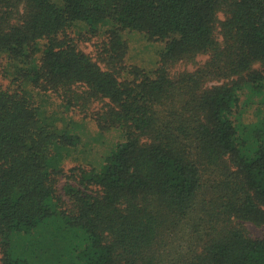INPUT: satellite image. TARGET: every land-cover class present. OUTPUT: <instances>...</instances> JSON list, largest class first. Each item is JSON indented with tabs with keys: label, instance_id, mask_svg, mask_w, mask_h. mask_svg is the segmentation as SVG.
Wrapping results in <instances>:
<instances>
[{
	"label": "trees",
	"instance_id": "trees-1",
	"mask_svg": "<svg viewBox=\"0 0 264 264\" xmlns=\"http://www.w3.org/2000/svg\"><path fill=\"white\" fill-rule=\"evenodd\" d=\"M126 29L163 44L154 68L127 62ZM262 90L264 0H0V264L54 215L82 264H264L244 225L264 226V98L243 99ZM47 96L121 130L101 169L61 165L80 137Z\"/></svg>",
	"mask_w": 264,
	"mask_h": 264
},
{
	"label": "rangeland",
	"instance_id": "rangeland-1",
	"mask_svg": "<svg viewBox=\"0 0 264 264\" xmlns=\"http://www.w3.org/2000/svg\"><path fill=\"white\" fill-rule=\"evenodd\" d=\"M84 22H77L76 28L84 29ZM109 27V22L99 25L101 31ZM122 36L128 42L129 51L127 62L152 69L157 65L159 51L163 44L157 41H151L146 36L136 30H124ZM93 43L90 41L80 43V47L87 53L92 52ZM206 55H200L195 63L183 62L176 66L175 70L194 69L198 64L206 59ZM257 66V65H256ZM174 70V71H175ZM249 97L251 100H260L264 98V90L259 93L247 91L243 99ZM41 107L61 114L60 104L56 107V102L50 97H42ZM253 117L251 110L248 112ZM61 116V128L80 137L79 143L64 148L61 165L64 169L82 164L93 167L96 170L101 169L105 158L110 154L116 144L123 140L122 132L119 128H112L101 132L96 127L93 120L84 118L76 113L65 112ZM264 117L260 115L258 119ZM255 120V121H257ZM249 128V126H247ZM65 178L61 177L58 182V190L62 192V185ZM244 225L252 236H261L264 233V226L255 224L251 221H245ZM86 248V240L83 231L77 227H67L59 215H54L43 220L35 228L25 231H14L9 238V253L13 258L24 260L26 264H82L83 251ZM1 257V253H0Z\"/></svg>",
	"mask_w": 264,
	"mask_h": 264
}]
</instances>
